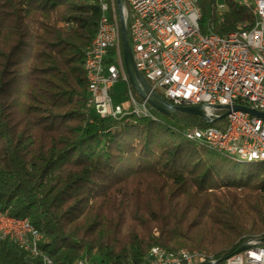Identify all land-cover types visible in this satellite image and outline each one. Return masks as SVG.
Instances as JSON below:
<instances>
[{
    "label": "trees",
    "instance_id": "1",
    "mask_svg": "<svg viewBox=\"0 0 264 264\" xmlns=\"http://www.w3.org/2000/svg\"><path fill=\"white\" fill-rule=\"evenodd\" d=\"M221 2L223 20L218 0H197L202 34L252 20ZM100 17L99 0H0V211L28 219L51 264H145L153 246L224 264L264 238V162L186 139L215 126L195 115L94 114L83 54ZM0 264L43 263L1 241Z\"/></svg>",
    "mask_w": 264,
    "mask_h": 264
},
{
    "label": "built area",
    "instance_id": "2",
    "mask_svg": "<svg viewBox=\"0 0 264 264\" xmlns=\"http://www.w3.org/2000/svg\"><path fill=\"white\" fill-rule=\"evenodd\" d=\"M260 7L261 23L253 32L228 36V43L215 45L194 33V6L190 0H121L123 25L131 49L134 68L150 86L145 97L156 94L173 105H195L212 127H188L184 132L195 142L206 141L224 153L246 157L264 156V120L235 105L264 112V0ZM222 2L217 3L223 20ZM115 33L110 18L100 44L92 45V91L89 103L99 117L120 119L125 115H154L147 100L134 88L127 101H114L111 90L121 80L114 53ZM111 58V61H107ZM218 106V107H217ZM36 233L28 219L14 220L8 211H0V242L16 245L27 257H39L43 264L52 262L35 247ZM244 249L225 258L224 264H264V240H246ZM239 247V248H240ZM214 259L194 258L192 254H172L157 246L145 264H215ZM75 264H96L85 256Z\"/></svg>",
    "mask_w": 264,
    "mask_h": 264
},
{
    "label": "bare ground",
    "instance_id": "3",
    "mask_svg": "<svg viewBox=\"0 0 264 264\" xmlns=\"http://www.w3.org/2000/svg\"><path fill=\"white\" fill-rule=\"evenodd\" d=\"M191 4L194 6L195 10V17H194V33H197L198 36H202L203 39L207 40H212V42L215 45H222V43H228V36H223V35H218L214 33L210 34H202L201 29H200V20H201V10L197 4V0H190ZM237 4L240 7L247 8L249 12L252 15V20L251 21H243L239 22L236 26V30L231 31L230 33H227L226 35L230 34H242L243 32H253L257 30V27L261 23V15H260V7L258 6L256 0H236ZM100 2V9H101V17L99 19V23L97 26L96 33L94 34V37L91 39V42L86 46L85 52H84V63H83V68L85 72V77L87 81V89H88V99L90 96V93L92 91V72L90 71L88 65L92 64V45L93 44H100L101 39L104 36V29L105 26L109 22L110 18V32L115 33V44H114V53H116V60H117V72L123 78L124 82L128 86V91L127 93H134V88L130 81L129 77L126 71V67L124 64V59H123V52H122V42H121V21L123 22V17H122V9L121 6H117V0H99ZM218 13V12H217ZM219 15V13H218ZM143 117H149L155 119L154 115H146ZM184 136L186 139L195 142L193 139V136H189L187 132H184ZM196 144L206 147L209 150H212L216 153L223 154L229 157L234 158L235 160L238 161H244V162H264V156L261 157H246L244 155H239V154H231V153H224L222 150H217L213 146L209 145L206 141H197L195 142ZM14 220H23V218L20 217H15ZM28 225H31V223L28 221ZM36 233H40L36 229ZM42 234H40L39 238H35V247H37V250H39V243L42 240ZM253 241H262L264 238L260 237H251ZM248 240V239H247ZM244 241L243 243H245ZM242 243V244H243ZM241 246V245H240ZM239 246V247H240ZM157 246L151 247V249L148 252L147 255V260H149L150 253L153 251V249H156ZM238 247V248H239ZM41 252V251H40ZM172 254H181V255H189L192 254V257L194 258H204V259H213L210 256H207L206 254L196 251V250H189V249H180L176 251H171ZM45 260L51 261L49 257L44 255ZM83 257L78 258L76 261H81ZM144 264V263H143Z\"/></svg>",
    "mask_w": 264,
    "mask_h": 264
},
{
    "label": "water",
    "instance_id": "4",
    "mask_svg": "<svg viewBox=\"0 0 264 264\" xmlns=\"http://www.w3.org/2000/svg\"><path fill=\"white\" fill-rule=\"evenodd\" d=\"M118 4H120L121 0H117ZM121 42H122V52H123V59L124 64L126 67V71L129 77V81L131 85L139 91L140 95L142 97H145L144 92L142 89L137 85L136 79L141 82L142 86L146 89L150 86L148 83L144 80L143 76L134 68L132 56H131V49L130 45L127 39V33L125 30V27L123 25V22L121 21ZM147 100L148 105L150 108L155 109L159 113H161L164 116H170L172 112L179 111L185 114L195 115L198 116L206 121L215 122L218 119L224 118L228 111L222 113L217 119L209 120L207 116L204 115V113L201 111V109L198 106L195 105H173L167 100L163 99L162 97L156 95V94H150L148 97H145ZM218 107V106H217ZM233 110H243L251 113L252 115L256 117H260L264 120V112H259L254 109H250L244 106H238L235 105L233 107ZM244 247H240L237 249L236 253L242 251Z\"/></svg>",
    "mask_w": 264,
    "mask_h": 264
},
{
    "label": "rangeland",
    "instance_id": "5",
    "mask_svg": "<svg viewBox=\"0 0 264 264\" xmlns=\"http://www.w3.org/2000/svg\"><path fill=\"white\" fill-rule=\"evenodd\" d=\"M222 0H218V2H221ZM134 90V88H132ZM128 91V86L127 84L124 82L123 78H121V80H119L118 82H116L111 90V94L113 95L114 97V101L117 102V103H120V104H124L126 101H127V98H126V93ZM150 108V106H149ZM150 111L154 114V115H158V116H162L161 113H159L158 111H156L155 109L153 108H150ZM219 123L216 122L215 123V126H217ZM262 163V162H261ZM260 165V163H257L255 164V167H258ZM241 167H243L244 169H250L252 167V164L251 163H241L240 164ZM84 257V256H82ZM92 260L95 262V263H98L99 262V258L98 256H94L92 258Z\"/></svg>",
    "mask_w": 264,
    "mask_h": 264
}]
</instances>
